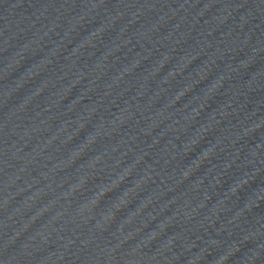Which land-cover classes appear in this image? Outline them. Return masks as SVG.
Masks as SVG:
<instances>
[{"label": "water", "instance_id": "1", "mask_svg": "<svg viewBox=\"0 0 264 264\" xmlns=\"http://www.w3.org/2000/svg\"><path fill=\"white\" fill-rule=\"evenodd\" d=\"M0 264H264V0H0Z\"/></svg>", "mask_w": 264, "mask_h": 264}]
</instances>
